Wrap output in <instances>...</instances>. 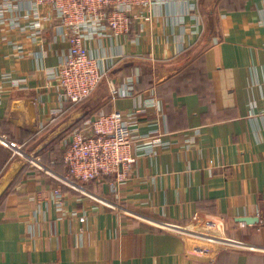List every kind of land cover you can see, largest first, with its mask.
<instances>
[{"label":"crops","instance_id":"crops-1","mask_svg":"<svg viewBox=\"0 0 264 264\" xmlns=\"http://www.w3.org/2000/svg\"><path fill=\"white\" fill-rule=\"evenodd\" d=\"M162 1L88 43L109 72L70 106L48 78L67 45L9 30L28 2L0 0V264H264V0ZM127 79L133 97L112 95ZM102 111L158 144L126 180L69 189L63 141Z\"/></svg>","mask_w":264,"mask_h":264},{"label":"built area","instance_id":"built-area-1","mask_svg":"<svg viewBox=\"0 0 264 264\" xmlns=\"http://www.w3.org/2000/svg\"><path fill=\"white\" fill-rule=\"evenodd\" d=\"M24 15L9 20V30L29 34L32 42L40 41L43 32L53 28L55 40L67 45L66 54L48 71V78L55 82L60 98L67 104L85 102L101 85L109 72L108 66L97 59L88 47L94 39H116L131 33L133 22L147 20L148 13L162 0H27ZM11 4H0V23L5 22L3 10ZM18 86L16 81L11 82ZM112 95L133 97V80L127 79L123 88H111ZM144 108H159V102L150 98ZM59 110L53 111L57 113ZM52 113V114H53ZM132 114L99 112L72 129L62 144V162L66 174L57 177L63 186L77 189L88 181L109 177L118 184L126 180L138 156H151L156 140L148 146V135L137 133ZM13 154L32 162L15 142L1 140ZM37 165V164H36ZM41 166L40 164L37 165ZM59 187L53 193L60 198ZM83 221V219H80Z\"/></svg>","mask_w":264,"mask_h":264},{"label":"trees","instance_id":"trees-1","mask_svg":"<svg viewBox=\"0 0 264 264\" xmlns=\"http://www.w3.org/2000/svg\"><path fill=\"white\" fill-rule=\"evenodd\" d=\"M68 105H70V106H74L75 104H68ZM91 117V116H90ZM87 118H89V116L88 115H86L84 118H82L79 122H77L75 125H73L72 126V128L71 129H74V128H76V127H79ZM72 131V130H71ZM70 131V132H71ZM59 161L58 162H60L61 163V165L63 166V168L65 169V166H64V163L62 162V151H61V153H60V155H59ZM57 158V159H58ZM56 159V160H57Z\"/></svg>","mask_w":264,"mask_h":264},{"label":"water","instance_id":"water-1","mask_svg":"<svg viewBox=\"0 0 264 264\" xmlns=\"http://www.w3.org/2000/svg\"><path fill=\"white\" fill-rule=\"evenodd\" d=\"M241 220V219H240ZM241 221H243V222H249V220H245V219H242Z\"/></svg>","mask_w":264,"mask_h":264},{"label":"rangeland","instance_id":"rangeland-1","mask_svg":"<svg viewBox=\"0 0 264 264\" xmlns=\"http://www.w3.org/2000/svg\"><path fill=\"white\" fill-rule=\"evenodd\" d=\"M96 90H97V89H96ZM96 90H95V91H96ZM95 91H94V92H95ZM94 92H93V93H94ZM93 93H92V94H93ZM89 98H90V97H89ZM82 103H84V102H82ZM80 104H81V103H80ZM75 105H78V104H75ZM76 185H80V184H76Z\"/></svg>","mask_w":264,"mask_h":264}]
</instances>
